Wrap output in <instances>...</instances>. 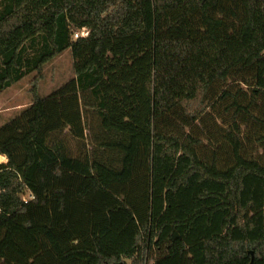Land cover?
Listing matches in <instances>:
<instances>
[{"label": "trees", "instance_id": "1", "mask_svg": "<svg viewBox=\"0 0 264 264\" xmlns=\"http://www.w3.org/2000/svg\"><path fill=\"white\" fill-rule=\"evenodd\" d=\"M32 73L0 126V264H264V0H0V92ZM120 210L133 241L107 254Z\"/></svg>", "mask_w": 264, "mask_h": 264}, {"label": "rangeland", "instance_id": "2", "mask_svg": "<svg viewBox=\"0 0 264 264\" xmlns=\"http://www.w3.org/2000/svg\"><path fill=\"white\" fill-rule=\"evenodd\" d=\"M73 61L70 50L64 51L52 62L46 64L42 71L41 77L38 81V92L40 96H47L58 89L67 81L74 77ZM35 73L29 74L21 79L16 84L0 92V126L9 118L16 115L20 110L27 107L31 103V86ZM259 155L261 151L258 149L252 151ZM256 185V190L251 196L254 201L255 211H251L249 217L255 219L260 213V206L262 205L263 197L258 182L255 179H250L247 183ZM249 198V190L246 189L244 199ZM110 228L103 229L97 236V241L103 251L107 254H116L128 247L133 241L134 230L136 222L132 218L128 210H120L115 215L110 214ZM204 219L197 222L194 232L192 234V244L190 253L195 262L200 259V252L198 246L202 237L207 236ZM129 263L128 260H124Z\"/></svg>", "mask_w": 264, "mask_h": 264}, {"label": "built area", "instance_id": "3", "mask_svg": "<svg viewBox=\"0 0 264 264\" xmlns=\"http://www.w3.org/2000/svg\"><path fill=\"white\" fill-rule=\"evenodd\" d=\"M86 35H87V31L86 30H82L81 32H76L73 35V37L74 38H78L80 36H86ZM32 198H33V196L30 193H28V192H25V194L22 195V200L24 202H26L27 200L32 199ZM0 214H1V210H0Z\"/></svg>", "mask_w": 264, "mask_h": 264}, {"label": "crops", "instance_id": "4", "mask_svg": "<svg viewBox=\"0 0 264 264\" xmlns=\"http://www.w3.org/2000/svg\"><path fill=\"white\" fill-rule=\"evenodd\" d=\"M6 163H7V159H6L4 156L0 155V165H1V164L4 165V164H6ZM116 212H118V211H109V212H108L109 226H108L107 228H105V229L110 228V222H111L110 214L115 215ZM132 218H133V216H132ZM133 219H134V218H133Z\"/></svg>", "mask_w": 264, "mask_h": 264}, {"label": "water", "instance_id": "5", "mask_svg": "<svg viewBox=\"0 0 264 264\" xmlns=\"http://www.w3.org/2000/svg\"><path fill=\"white\" fill-rule=\"evenodd\" d=\"M118 264H122V263H118Z\"/></svg>", "mask_w": 264, "mask_h": 264}]
</instances>
